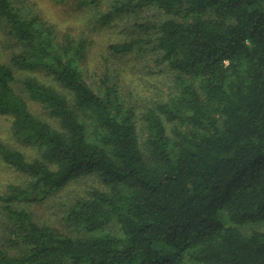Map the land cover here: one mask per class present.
<instances>
[{
	"label": "trees",
	"instance_id": "trees-1",
	"mask_svg": "<svg viewBox=\"0 0 264 264\" xmlns=\"http://www.w3.org/2000/svg\"><path fill=\"white\" fill-rule=\"evenodd\" d=\"M146 7L168 18L136 22L144 36L112 47L155 43L174 78L170 98L139 113L116 83L86 80L85 40L0 0L24 45L0 62V114L38 152L28 158L0 138L1 157L30 178L0 194L16 249L0 244V264H264V232L241 229L264 222V0H119L103 19ZM16 69L57 80L22 85L60 127L29 108ZM86 175L104 187L67 206L72 232L19 205Z\"/></svg>",
	"mask_w": 264,
	"mask_h": 264
},
{
	"label": "rangeland",
	"instance_id": "rangeland-1",
	"mask_svg": "<svg viewBox=\"0 0 264 264\" xmlns=\"http://www.w3.org/2000/svg\"><path fill=\"white\" fill-rule=\"evenodd\" d=\"M24 13L39 14L45 21L53 24L60 34L70 33L77 39L86 41L81 59L86 80L97 90L104 79L116 83L120 93L128 104L133 105L140 113L155 100H168L173 89L174 71L166 62H160L155 43H149L146 49L135 47L127 52H116L113 44L130 41L145 34L135 24L142 21H161L168 15L157 7H146L114 15L104 20V14L112 10L119 0H97L96 3L83 5V0H12ZM23 44L10 32L6 20L0 17V62L11 63L12 55L23 49ZM36 76L40 80L60 87L57 80L47 71L16 69V90L22 94L29 108L37 115L44 117L60 127L57 120L48 115L43 105L31 99L24 90L22 80L26 76ZM176 125L183 126L181 122ZM13 117L0 114V138L11 146L24 151L28 158L38 155L37 150L19 141L13 134ZM29 176L22 173L0 155V194L7 195L11 184L24 185ZM104 187L97 175L81 176L72 180L64 188L46 195L42 199L20 201L34 219L41 224L52 225L62 231L72 232L64 221L67 206L81 195H86L93 188ZM4 204L0 201V244L12 252L16 249L9 246L6 239L9 235L7 215ZM245 233L263 231L264 222L241 226Z\"/></svg>",
	"mask_w": 264,
	"mask_h": 264
}]
</instances>
